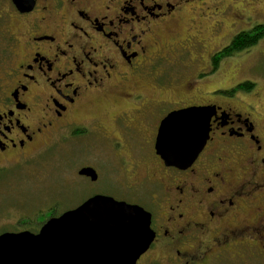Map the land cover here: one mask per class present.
<instances>
[{"label":"flooded vegetation","instance_id":"af4514ba","mask_svg":"<svg viewBox=\"0 0 264 264\" xmlns=\"http://www.w3.org/2000/svg\"><path fill=\"white\" fill-rule=\"evenodd\" d=\"M33 1L21 11L8 0L5 12L0 176L66 140L67 185L79 177L91 191L65 210L106 194L150 213L153 237L136 264H264V112L232 88L197 84L234 59H264V0ZM239 35L257 41L218 59ZM180 81L193 99L172 95ZM202 93L219 100L198 102ZM191 105L217 106L209 140L191 165H168L159 128ZM63 211L33 229L24 213L0 234L37 233Z\"/></svg>","mask_w":264,"mask_h":264},{"label":"water","instance_id":"95a60500","mask_svg":"<svg viewBox=\"0 0 264 264\" xmlns=\"http://www.w3.org/2000/svg\"><path fill=\"white\" fill-rule=\"evenodd\" d=\"M29 11L33 0H13ZM217 106L170 112L157 135V153L168 165L187 167L209 140ZM82 173L95 177L94 168ZM150 213L141 206L96 194L80 206L47 220L37 233L0 234V264H136L153 237Z\"/></svg>","mask_w":264,"mask_h":264},{"label":"rangeland","instance_id":"374dc122","mask_svg":"<svg viewBox=\"0 0 264 264\" xmlns=\"http://www.w3.org/2000/svg\"><path fill=\"white\" fill-rule=\"evenodd\" d=\"M8 8V0H0V15L3 16L0 22V50L5 46V36L2 31L6 30L4 21L5 12ZM187 16V14L184 16L185 20L179 26L181 34H184V28L187 26ZM226 19L227 26L231 18L227 17ZM206 30L209 31L210 28ZM184 68L178 67L174 70V74H177L179 70H183L184 72ZM217 69L214 74H210L209 78L197 82L198 87L203 90H211L217 87L220 89H230L236 83L244 82L245 80L255 82L257 83L255 88L250 91L237 92L238 94L233 97V100L241 104L250 102L258 105L259 109L264 112V59L262 57L258 58L254 56L251 58L249 56L243 60L234 59L232 62L222 64ZM195 70H198L197 66ZM1 72L0 70V76H2ZM175 85V88H178V92L175 91L172 94L175 96V99L178 95L182 96L186 102L194 98H187V94H190V92L186 88L187 84L185 81H180ZM167 93L171 92L166 90L164 94L167 95ZM213 95L202 93V96L196 100L198 102L219 100L217 99L218 97L215 98L216 96ZM70 146L66 140L58 138L55 142L50 143L46 148L42 149L35 157V161L15 167L8 173L0 176V231L5 227H13V222L15 223L24 213L25 216L37 221L38 215H41V210L44 209L43 211H45L48 207H52L51 205H59V211L64 208L66 209L81 202V199L90 193L91 190H88L90 187L86 185V180L83 178H77L80 181V186L78 187L67 185L70 183V179L73 182L68 154ZM101 188L111 189L109 183L100 184L99 189L101 190Z\"/></svg>","mask_w":264,"mask_h":264},{"label":"trees","instance_id":"16d2710c","mask_svg":"<svg viewBox=\"0 0 264 264\" xmlns=\"http://www.w3.org/2000/svg\"><path fill=\"white\" fill-rule=\"evenodd\" d=\"M257 41V39H249V37H245L244 35H239L237 36V38H235L232 41V44L227 46V48H225L223 51H221L220 56H218V59L221 58L222 56H228L231 55L232 52L234 51H240L243 50V47L247 46V45H252ZM256 83L249 81V80H245L244 82H240L237 85H235L232 90L230 91L231 94H233L236 91H250L253 88H255ZM52 207H48V209H46L45 211L41 210V215H38V219H45L47 218L50 214H59L58 212L60 211L58 210L59 205H51ZM65 209V208H64ZM24 219V218H23ZM30 228H35L38 227V224H36V220H33V222H29L27 224Z\"/></svg>","mask_w":264,"mask_h":264}]
</instances>
